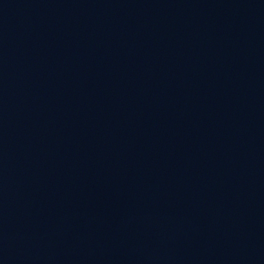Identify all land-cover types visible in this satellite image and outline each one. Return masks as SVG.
<instances>
[{
  "label": "water",
  "instance_id": "water-1",
  "mask_svg": "<svg viewBox=\"0 0 264 264\" xmlns=\"http://www.w3.org/2000/svg\"><path fill=\"white\" fill-rule=\"evenodd\" d=\"M0 264H264V0H0Z\"/></svg>",
  "mask_w": 264,
  "mask_h": 264
}]
</instances>
